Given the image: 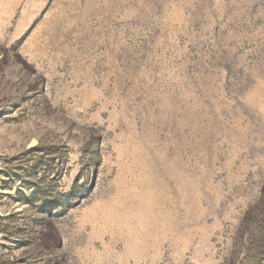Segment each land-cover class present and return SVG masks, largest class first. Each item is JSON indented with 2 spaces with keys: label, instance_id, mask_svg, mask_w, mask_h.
<instances>
[{
  "label": "rangeland",
  "instance_id": "obj_1",
  "mask_svg": "<svg viewBox=\"0 0 264 264\" xmlns=\"http://www.w3.org/2000/svg\"><path fill=\"white\" fill-rule=\"evenodd\" d=\"M0 264H264V0H0Z\"/></svg>",
  "mask_w": 264,
  "mask_h": 264
}]
</instances>
